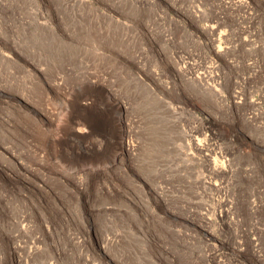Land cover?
Here are the masks:
<instances>
[{"label":"rangeland","instance_id":"rangeland-1","mask_svg":"<svg viewBox=\"0 0 264 264\" xmlns=\"http://www.w3.org/2000/svg\"><path fill=\"white\" fill-rule=\"evenodd\" d=\"M0 264H264V0H0Z\"/></svg>","mask_w":264,"mask_h":264},{"label":"bare ground","instance_id":"bare-ground-1","mask_svg":"<svg viewBox=\"0 0 264 264\" xmlns=\"http://www.w3.org/2000/svg\"><path fill=\"white\" fill-rule=\"evenodd\" d=\"M125 128V127H124Z\"/></svg>","mask_w":264,"mask_h":264}]
</instances>
